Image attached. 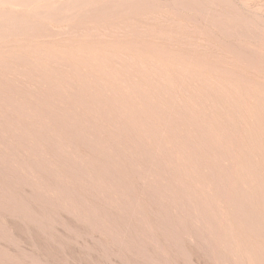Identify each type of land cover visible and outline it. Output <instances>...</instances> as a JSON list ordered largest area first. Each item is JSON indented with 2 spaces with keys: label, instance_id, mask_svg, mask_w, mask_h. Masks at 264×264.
<instances>
[{
  "label": "rangeland",
  "instance_id": "obj_1",
  "mask_svg": "<svg viewBox=\"0 0 264 264\" xmlns=\"http://www.w3.org/2000/svg\"><path fill=\"white\" fill-rule=\"evenodd\" d=\"M0 264H264V0H0Z\"/></svg>",
  "mask_w": 264,
  "mask_h": 264
}]
</instances>
